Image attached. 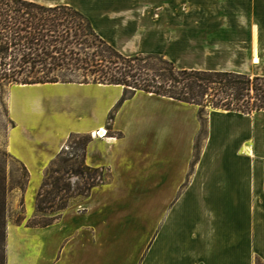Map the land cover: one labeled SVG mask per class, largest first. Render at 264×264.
<instances>
[{
    "label": "crops",
    "instance_id": "0c3cea01",
    "mask_svg": "<svg viewBox=\"0 0 264 264\" xmlns=\"http://www.w3.org/2000/svg\"><path fill=\"white\" fill-rule=\"evenodd\" d=\"M61 4L125 57L264 78V0ZM123 96L99 83L13 86L7 149L29 172L23 221L70 135L91 137L85 162L106 178L54 224H24V264H264V112L207 108L204 133L196 105Z\"/></svg>",
    "mask_w": 264,
    "mask_h": 264
},
{
    "label": "trees",
    "instance_id": "16d2710c",
    "mask_svg": "<svg viewBox=\"0 0 264 264\" xmlns=\"http://www.w3.org/2000/svg\"><path fill=\"white\" fill-rule=\"evenodd\" d=\"M63 76L80 77L81 80H64ZM58 82L120 85L124 87L122 102L143 91L196 105L200 108L204 133L207 108L247 115L264 112L262 77L181 70L172 62L155 55L125 57L98 36L89 19L72 6H48L29 0H0V84ZM90 141V136L70 135L65 148L50 166L52 169L63 163L67 174L83 180L87 177L91 181L76 197L71 196V185L56 183L57 193L66 194L69 201L87 196L94 186L106 180L101 170L91 168L85 162ZM22 166L28 181L29 172ZM61 170L57 169L56 173L60 174ZM45 185L44 180L37 198L36 214L28 221V227L54 224L70 205L68 198H62L57 214L49 218L39 217L45 212L41 201ZM21 190L24 192L25 186ZM6 192V178L0 172V264L7 263ZM23 220L22 215L18 216L17 222ZM257 264L263 263L258 260Z\"/></svg>",
    "mask_w": 264,
    "mask_h": 264
},
{
    "label": "rangeland",
    "instance_id": "374dc122",
    "mask_svg": "<svg viewBox=\"0 0 264 264\" xmlns=\"http://www.w3.org/2000/svg\"><path fill=\"white\" fill-rule=\"evenodd\" d=\"M34 1L44 5L63 3V0H29ZM64 80H81L80 77H70L63 76ZM13 86L15 85H5L0 84V172L4 173L6 178V201H7V239H6V264H24V251L27 242L24 238L25 229H23L24 224L27 221L17 222L18 216L22 215L26 219V207H25V198L24 194L28 187V181H26V174L23 168V164L14 159L7 149V137L8 132L12 126V122L9 117V98L13 91ZM203 136L200 138L202 141ZM70 158V156H65ZM51 166V165H50ZM63 169L60 171V174H57V169ZM49 170V171H48ZM64 164L59 163L56 168L47 169L49 175L46 179V185L42 191V207L45 209L43 214H40L39 217L49 218L54 214H57V210L62 203V198H68L64 193H57L56 183L61 186L71 185L72 186V195L73 197L77 196V193L81 190H84L91 181L87 177L83 180L81 178L74 177L73 175L67 174L64 171ZM46 171V172H47ZM25 186L24 192L21 190V187ZM70 196V197H71ZM80 198L70 199L68 198L69 204H73ZM50 202L51 204H47ZM36 214V212H35ZM35 216V215H34ZM33 219V218H32ZM11 226V235L8 237V226ZM53 241H56L57 236L54 237ZM31 239V238H29ZM12 243V244H10ZM30 243V241H29ZM127 244L125 241L116 242L115 245L118 249L124 251V246ZM138 243H135L137 246ZM9 247V248H8ZM135 248V247H134ZM8 250H14L13 253H8ZM12 252V251H11ZM10 254V256H9ZM11 260V261H10Z\"/></svg>",
    "mask_w": 264,
    "mask_h": 264
},
{
    "label": "built area",
    "instance_id": "2783aa9c",
    "mask_svg": "<svg viewBox=\"0 0 264 264\" xmlns=\"http://www.w3.org/2000/svg\"><path fill=\"white\" fill-rule=\"evenodd\" d=\"M107 134H108V131H107V130H105V133H103V134H101V130H100V131H98L97 133H95V134L93 135V137L104 138V137L107 136Z\"/></svg>",
    "mask_w": 264,
    "mask_h": 264
},
{
    "label": "bare ground",
    "instance_id": "6f19581e",
    "mask_svg": "<svg viewBox=\"0 0 264 264\" xmlns=\"http://www.w3.org/2000/svg\"><path fill=\"white\" fill-rule=\"evenodd\" d=\"M103 133H105V131L104 130H101V134H103Z\"/></svg>",
    "mask_w": 264,
    "mask_h": 264
}]
</instances>
